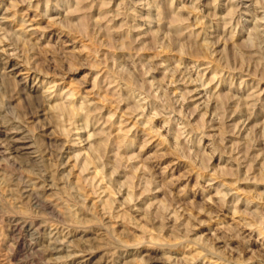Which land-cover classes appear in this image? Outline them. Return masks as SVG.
<instances>
[{
	"label": "clouds",
	"instance_id": "clouds-1",
	"mask_svg": "<svg viewBox=\"0 0 264 264\" xmlns=\"http://www.w3.org/2000/svg\"><path fill=\"white\" fill-rule=\"evenodd\" d=\"M0 264H264V0H0Z\"/></svg>",
	"mask_w": 264,
	"mask_h": 264
}]
</instances>
